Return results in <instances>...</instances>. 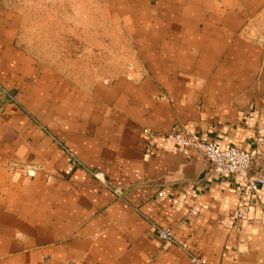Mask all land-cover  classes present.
<instances>
[{
	"label": "crops",
	"instance_id": "1",
	"mask_svg": "<svg viewBox=\"0 0 264 264\" xmlns=\"http://www.w3.org/2000/svg\"><path fill=\"white\" fill-rule=\"evenodd\" d=\"M115 2L128 58L82 82L27 50L0 5V264H192L153 224L201 264H264V185L235 225L236 177L161 137L243 148L264 176V0Z\"/></svg>",
	"mask_w": 264,
	"mask_h": 264
},
{
	"label": "rangeland",
	"instance_id": "2",
	"mask_svg": "<svg viewBox=\"0 0 264 264\" xmlns=\"http://www.w3.org/2000/svg\"><path fill=\"white\" fill-rule=\"evenodd\" d=\"M115 0H0L17 40L31 53L79 82L98 72L118 71L128 55L125 24L115 17ZM16 23V22H15ZM124 48V49H123ZM0 90V103L4 100Z\"/></svg>",
	"mask_w": 264,
	"mask_h": 264
},
{
	"label": "built area",
	"instance_id": "3",
	"mask_svg": "<svg viewBox=\"0 0 264 264\" xmlns=\"http://www.w3.org/2000/svg\"><path fill=\"white\" fill-rule=\"evenodd\" d=\"M143 133L153 136L148 129H143ZM172 143L173 150L188 154L192 150L199 151L210 165V171L219 176H234L237 179L238 199L235 208L230 214L231 221L237 225L246 219L252 207V199L260 186L264 185V176L252 171L255 160L249 151L236 146L220 148L216 140H206L189 129L178 128L161 136ZM255 142L257 145L264 143V130L256 128ZM66 161L72 165H80V161L70 150L63 147ZM95 177L101 173H93ZM118 194L121 192L115 190ZM194 212V211H192ZM158 237L162 241V247L167 248L177 246L184 250L192 264H201V260L192 254L185 242L177 240L173 229L153 224Z\"/></svg>",
	"mask_w": 264,
	"mask_h": 264
}]
</instances>
